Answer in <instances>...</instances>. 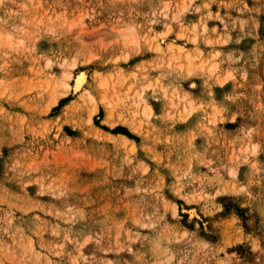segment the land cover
I'll return each instance as SVG.
<instances>
[{
    "label": "rangeland",
    "instance_id": "rangeland-1",
    "mask_svg": "<svg viewBox=\"0 0 264 264\" xmlns=\"http://www.w3.org/2000/svg\"><path fill=\"white\" fill-rule=\"evenodd\" d=\"M130 26L137 50L118 38ZM168 43L205 68L168 67ZM74 58L92 83L158 81L140 132L103 107L89 125L72 91L46 112ZM0 264H264V0H0Z\"/></svg>",
    "mask_w": 264,
    "mask_h": 264
},
{
    "label": "bare ground",
    "instance_id": "bare-ground-1",
    "mask_svg": "<svg viewBox=\"0 0 264 264\" xmlns=\"http://www.w3.org/2000/svg\"><path fill=\"white\" fill-rule=\"evenodd\" d=\"M184 4L182 3V7L180 6L182 11L186 9L185 7H188V6L184 5ZM174 5H176V3ZM177 7H178V5H177ZM162 11H163L162 12L163 16L165 18H167L168 15H169L168 4L165 6V8ZM172 16H174V15H172ZM173 20L174 21L176 20V16H175V18H173ZM48 22L49 21H47V23ZM64 22L65 21H63V23ZM40 23H42L41 20H40ZM166 23H167V21H166ZM172 24H170V25H168L166 27L167 30L165 32H163L161 34L154 35V37L152 39H150L149 42L153 46L150 50H153L156 53H161V54L164 53L162 44L165 43V39H166L167 35L172 33V31H173ZM178 24H180V23H178ZM70 26H72V25H70ZM192 29H194V28L192 27ZM202 29H204V27H202ZM120 30H122V29H120ZM180 30H181V28H180ZM119 32L120 31H118V33ZM188 32H190V31H188ZM193 32H196V31L194 30ZM176 34H178V33H176ZM194 34L195 33H193V35ZM8 37H10V36H8ZM178 37H180V38L186 37V34L185 33H183V34L180 33ZM118 38H121L126 46H129L131 48H136V50L140 46L141 41H142L140 35L137 32V29L134 26L128 27L124 31L123 34H120V36L118 34ZM148 39H149V37H148ZM191 41L193 43H197V36H195L194 39L192 38ZM173 42H174V40H173ZM123 48H125V47H123ZM166 50L169 53L167 66L170 67V68H172L173 65L176 64L177 67L179 66V68L181 70H186L188 72V75H189V73H192V72H194V71H196L198 69L202 70L206 66L205 64L207 62L206 63H201L200 65L196 64V61L200 60V58L202 56V51L201 50H197L196 53H193V52H191V53L190 52H186L185 53V48L184 47H182L180 45H177V44H174V43H168ZM128 51H130V50H128ZM127 56H128V53H127ZM129 56H131V55H129ZM121 57H123V56H121ZM121 57L118 56L119 59ZM125 57H126V54H125ZM125 57H123V58H125ZM127 58L128 57H126L125 59L127 60ZM164 59H165V57H164ZM47 64H48V61H47ZM45 66H49V65H45ZM77 66H78V64H77L75 58L72 61L63 60V62L61 63V67L63 68L62 69L63 71H62L60 77L57 78L56 80L53 79L54 81L47 80L45 82L44 91L48 92L49 96H50L49 101L46 104V112L50 111L52 108L57 107L59 105L60 101L65 99L66 97H68L69 93L72 91L75 94H79V96L81 97L83 103L88 104L90 106V109H88V111H89L88 120H86V122L88 121L89 125H93L94 127H96V126H95V124L93 122V118L98 114V112H99L101 107H103L104 110H105V117H104V120H103V123L105 125H108V126H110L112 128H115V127H118V126L129 127L136 133L140 132L142 130L143 119H145V118L148 119V118H150L151 116L154 115L153 107L148 102L147 97H146V93H147V90H149V89L152 90V88H156L158 86V81H146V83H144L142 86H140L139 89H134L135 86L133 84L128 85L127 87H125L127 79L122 76L123 74L122 75L119 74L121 76L117 77L116 79H114L112 74L106 76V75H104L102 73H95L94 82H93L94 84H93L91 81H89V78H88V75H87L86 72L80 71L77 75H74L75 74L74 70H76ZM147 66H149V64ZM156 67H157V64H156ZM142 69H143V67H142ZM216 69H217V67L215 66V64L212 65L211 68H210V71H209V68H208V72H209L208 74H210V72H215ZM117 72H120V71H117ZM218 72H220V71H218ZM130 75H132V74H130ZM134 75H136V74H133V76ZM135 78H137V77L134 76V79ZM228 79H229V76H228ZM31 83L33 84V87H31L33 89L35 87L34 86L35 82L34 83L31 82ZM91 83L94 86H91L92 85ZM172 83H174V82H172ZM193 86H195V85H193ZM28 87H29V85H28ZM39 89H41L40 85H39ZM28 90H26V92ZM161 90L164 91V94L168 98V100H169L168 103L170 102L171 107L177 108L179 106V103H184V106L182 108L183 109L182 111H183L184 114H186L187 116H190V115H192L195 112L196 108H195L194 101H193L194 99L192 98L193 99L192 100L190 98L191 96L189 97L188 94H186V93L183 94V93L179 92L177 89L176 90L173 89L175 91L171 92V94L169 95L168 94V90L166 88L162 87ZM166 101H167V99H166ZM195 102H196V100H195ZM43 112L45 113V110H43ZM170 113H171V111H170ZM168 117H170V116H168ZM144 131H145V129H144ZM119 136L125 142V144H128V143L132 144L131 147H132V149H134V141L133 140L129 139L128 137H126L124 135H119ZM123 148H124V146H123ZM252 148H255V145ZM250 151H251V149H250Z\"/></svg>",
    "mask_w": 264,
    "mask_h": 264
}]
</instances>
